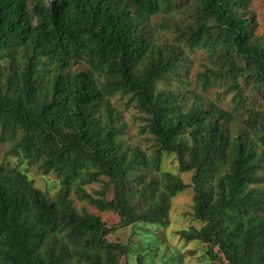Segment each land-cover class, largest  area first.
<instances>
[{"label":"trees","instance_id":"trees-1","mask_svg":"<svg viewBox=\"0 0 264 264\" xmlns=\"http://www.w3.org/2000/svg\"><path fill=\"white\" fill-rule=\"evenodd\" d=\"M250 3L0 0V144L59 179L50 196L0 163V264H120L123 254L154 264L149 227L169 224L170 199L187 187L162 170L164 152L192 172L202 223L180 237L203 242L208 264H264V108L252 102L264 96V33ZM161 11L180 14L170 41L157 36L167 19L152 23ZM197 48L208 60L196 76L201 91L182 75L186 51ZM171 77L179 84L159 87ZM215 85L232 95V109L202 93ZM115 94L145 115L151 151L123 138ZM92 182L101 189L88 192ZM72 193L119 221L106 227ZM124 226L151 242H135L138 252L107 241Z\"/></svg>","mask_w":264,"mask_h":264},{"label":"rangeland","instance_id":"rangeland-1","mask_svg":"<svg viewBox=\"0 0 264 264\" xmlns=\"http://www.w3.org/2000/svg\"><path fill=\"white\" fill-rule=\"evenodd\" d=\"M186 2L191 0H185ZM250 8L256 19V33L261 35L264 33V0H251ZM170 13V12H169ZM180 16L179 12H172L168 17L167 12L161 11L152 17V23L164 22L162 29H159L160 34H157L160 41H170L173 36L172 22ZM170 20V21H169ZM187 63L186 69L182 72L185 84L190 88L195 87L201 91L199 83L196 79L197 73L204 70V66L208 65L206 53L203 49L197 48L192 51H186ZM81 69L84 66L80 67ZM176 77H171L166 81L159 83V87L169 84L174 86L179 84ZM205 95L216 100L219 105L224 108L232 109L233 103L231 101V94H224L223 90L218 85L207 88L204 92ZM111 103L119 112V121L122 123V136L123 138L133 145L138 144L143 149L151 151L153 146V138L150 133L143 127L146 123L145 115L138 111L134 105H125V98H121L118 94L111 96ZM255 107L264 108V96L256 94L252 99ZM11 145L8 143L0 144V163L9 161L12 166H17L22 169L26 175L32 180L33 184L46 191L52 196L59 188V179L55 173L50 172L47 174L42 173L37 164L28 165L18 155H7ZM7 158H6V157ZM162 170H167L172 173L178 174L187 187L180 193L170 199L169 209V224L166 227H149L158 237V250L152 255L151 259L154 264H162L163 260L167 264H208L209 259L206 256L205 244L201 241L191 240L186 241L180 237L178 231L189 226L200 227L201 222L193 216V188L191 183L192 172H180L178 170L177 156L174 152H164L162 159ZM105 180V177H102ZM102 187V182H92L85 186L88 192L92 190H99ZM107 198L112 196V188L109 187L106 192ZM74 206L78 209H85L86 211L98 215L101 220L106 224V227H111L117 224L119 216L117 213L109 210L99 211L94 205L87 201L79 200L75 197L74 193L71 194ZM109 242H119L122 244L131 245L136 251L140 252L136 243L150 241L147 235L132 234V226L118 227L115 231H111L106 236ZM136 242V243H135ZM135 246V247H134ZM163 256H161V252ZM120 264H136L134 256L127 257L126 255H118ZM148 263V262H147Z\"/></svg>","mask_w":264,"mask_h":264}]
</instances>
